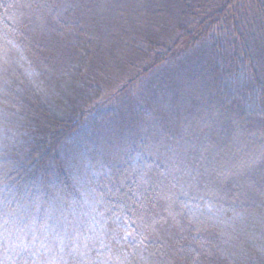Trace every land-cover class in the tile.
Returning <instances> with one entry per match:
<instances>
[{"label": "trees", "instance_id": "obj_1", "mask_svg": "<svg viewBox=\"0 0 264 264\" xmlns=\"http://www.w3.org/2000/svg\"><path fill=\"white\" fill-rule=\"evenodd\" d=\"M101 3L0 0V264H264V0ZM204 204L249 219L235 258Z\"/></svg>", "mask_w": 264, "mask_h": 264}, {"label": "rangeland", "instance_id": "obj_2", "mask_svg": "<svg viewBox=\"0 0 264 264\" xmlns=\"http://www.w3.org/2000/svg\"><path fill=\"white\" fill-rule=\"evenodd\" d=\"M91 1H93V0H88V6L90 5ZM110 1H115V0H110ZM101 6H102L101 0H96V4H93L92 7H90L89 9L96 12V10H98V11L101 10L100 9ZM110 15H113L112 11L111 10L106 11L104 14V18H103L104 21L107 22L108 29H109V26H111L114 23V19ZM87 23H88V20H87ZM82 27H84V25ZM89 49H91V48H89ZM100 49L102 51H104L103 48H100ZM100 56H101V53L99 52L98 54L95 55V57H91L89 60H90V63L93 60L99 66V68L101 70H103L105 68V61H103V59ZM145 63H147V60H146V62H143L142 65H145ZM134 66L136 68H134L133 66L131 67V69L129 68L130 66L129 67H124V66L122 67L123 75L121 76V79L119 78L120 83L118 82L119 80L116 81V85H115L116 91L113 93V95H115L116 97H113V99H111L109 101V105L117 104L118 109H120V111H122L124 113L123 118H125V117L128 118V114H129L128 112H130L132 104H133V106L135 105V102L137 104L135 107V115H139V113H142V115H143L144 114L143 110H145V108L140 109L138 106H142V104H144L145 97L150 95L149 90L144 92V84L147 81V79L149 78V76L147 77V75H142L141 77L137 78L136 77V74H137L136 71L134 73H132V76H129L130 72L133 68L136 70L140 69L139 66L138 67H137V65H134ZM119 67H120V65H119ZM119 67H117V69H119ZM156 72H158V70H156ZM108 73L109 72H106L105 75L101 76V79L103 80V82H102L103 84L101 86H99L102 89L100 92L101 94H103V90L105 87H106L105 88L106 90L108 88H110V87H108V84H109V86H113L112 85L113 84L112 75L110 76ZM131 77H136V78H135V80H132L129 83L128 80ZM122 85H125V86L121 87ZM124 87H126V88H124ZM123 89H126L127 91L123 92L122 91ZM252 106L253 105H249V107H252ZM56 112H57L56 114H58V115H61L63 113L62 109H59V108L56 110ZM144 116H145V114H144ZM121 124H122V127L125 126V124L123 122H121ZM208 146L209 147H207V148L210 151V155H213L214 150L216 149V145L215 144L214 145L208 144ZM197 148L198 147H196L195 151H197ZM196 154L201 155L198 153H196ZM196 157L200 158L199 156H196ZM190 159L191 158L184 159V160H187V162H185L186 164H184L182 161L180 163V164H182L181 182L183 183V185L186 187H192L193 186L195 189H201L203 191H206V190H209V188L215 187V182H214L215 176L213 175V172L212 173L211 172H203L200 169V171H199L200 173H196V174L194 173V171L197 168H199L202 164L207 162L206 160L208 159V157L207 156L202 157V160H203L202 164L201 165L197 164L196 168H194L193 166L191 167V165L189 163V162H191ZM253 175L256 177V169H255V171H253ZM259 177L264 179L263 176H259ZM262 182H264V180ZM248 193L250 195L252 192H248ZM252 198L256 199V193H255V195H252ZM198 200H199V202L204 203V201H202V199L200 197L198 198ZM209 203L210 202L208 201L207 204H209ZM207 204H204V207L206 209H207ZM207 211H208V213H211L212 216H214L216 218V219H213L212 221H214V224H216L215 226L217 227V229H218V227H219V229H221L219 231L220 237L217 241H219L221 243V245L225 249H227V254H231L235 258L237 255L240 254L239 249L241 248V246L242 247L249 246V244L252 241H254V239L250 238L252 241L247 243L248 239H245V237L244 238L241 237V235L244 234V232H243L244 228L243 227L249 226V221L248 222L245 221V220H249L248 218L245 220H242L243 214L237 213V214H234L233 217L232 216L228 217V215L225 213L226 209L221 208V207H217V206H212L210 209H207Z\"/></svg>", "mask_w": 264, "mask_h": 264}]
</instances>
